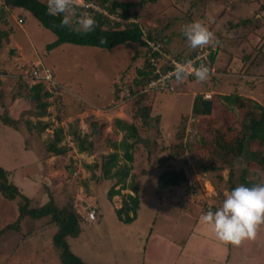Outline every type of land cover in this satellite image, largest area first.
Masks as SVG:
<instances>
[{"label": "rangeland", "instance_id": "rangeland-1", "mask_svg": "<svg viewBox=\"0 0 264 264\" xmlns=\"http://www.w3.org/2000/svg\"><path fill=\"white\" fill-rule=\"evenodd\" d=\"M119 1L133 2L131 9L138 16L132 14L133 21L138 19L139 25L168 38L172 53L181 51L185 55L196 49L189 47L183 35L184 26L197 20L204 23L202 16L209 11V21L204 24L210 30L216 26L213 33L220 42L218 55L223 43L228 49L224 51L222 65L232 56L237 57L236 75L224 76L226 81L232 84L246 79L247 86L243 88L252 89L255 79L249 80L244 74H248L253 62L264 64V16L261 15L264 10L260 8L263 0ZM247 18L250 21L243 23ZM6 21L0 19V29L6 32L0 37V115L8 114L13 121L17 120V125H9L12 133L6 127L0 128V165L13 168L20 164L22 172L31 171L34 175L30 177L31 184L20 181L17 173H13L22 193L33 197L31 206L48 201L50 192L59 206L73 201L83 221L81 233L76 238L70 237L69 244L86 264L203 262L207 251V246L202 248L203 235L196 234L192 244L185 247L184 243L191 238L196 215L209 209L215 211L225 193L232 190L230 170L235 169L234 183L239 182L243 171H246L245 186L264 183V169L248 152L258 151L256 144L247 146L230 164L221 154L220 144L232 134L223 130L228 132L237 123L240 133L248 132L242 107L226 104L219 96L213 100L212 115H195L191 109L192 97L203 94L206 99H212L214 94L207 93L206 84L203 89L194 88L192 94L180 86L190 80L178 83L173 93H132L131 89L137 88L134 78L138 68L146 60L145 48L139 43L108 49L63 43L49 50L47 44L56 35L43 27L33 14L13 9ZM230 50L238 54L231 56ZM217 56L213 62L216 73L211 76L212 83L218 72ZM39 62L54 69V81L60 85L53 87L43 82L42 90L52 94L47 113L42 117L38 116L37 101L25 88L30 83L24 76ZM253 93L264 97L256 90ZM138 100L150 107L152 117H159V124L151 121L143 125L137 114ZM39 119L49 123L41 132L35 126ZM132 125L139 128L140 142L134 148H125L121 141L132 143L135 139ZM60 127L64 134L60 144L66 147V152L54 155L47 151V143ZM100 130L101 139L97 138ZM78 134L96 138L95 147L83 151ZM127 149L133 152L131 160L124 155ZM104 154H112L118 162L112 168L116 175L111 179L101 177ZM208 163L224 164L225 168L204 170L203 166ZM167 167L184 168V183L159 188L157 179ZM131 181L139 185L142 208L140 217L134 218L136 223L128 226L131 222L121 219L117 210L122 207L125 195L134 194ZM111 188L120 191L112 198L108 194ZM18 215L17 201L0 193V264H63L53 243L57 225L50 218L30 217L16 224ZM11 224L18 228H7ZM212 247L214 243L209 253H215Z\"/></svg>", "mask_w": 264, "mask_h": 264}, {"label": "trees", "instance_id": "trees-1", "mask_svg": "<svg viewBox=\"0 0 264 264\" xmlns=\"http://www.w3.org/2000/svg\"><path fill=\"white\" fill-rule=\"evenodd\" d=\"M94 1L100 3L110 12H117V10L120 8L123 9L124 11L119 14L124 19H127L132 14H135L137 16L136 11H133V9H131L134 6V3L131 1ZM6 7H9V9L6 10ZM16 8H20L33 14L43 27L50 29L55 33L56 38L52 42L47 44V49L49 50L63 43L96 46L106 49L121 44L124 46H129L132 43H139L144 46V48H146V42L142 39L141 27L136 23H123L121 21L112 22L104 14L96 13L95 15H93V17L95 18L97 25L93 31L75 32L67 27L61 28L59 26L61 18L48 14L47 2L45 0H3V5L0 7V12H2L3 14L0 15V19H3L4 22H7L6 16L10 14L11 10ZM260 8L261 10H264V0ZM249 21L250 19L247 18L244 19L243 23H247ZM5 34L6 32L0 29V37L2 38L3 36H5ZM149 37L152 39L163 38V36L156 35L155 33H153V31H149ZM165 50L167 52H171L168 49V41H165ZM173 54L180 60H186L191 56L189 52L187 53V55H185L184 52L181 51H174ZM145 57L146 60L144 65L138 68V73L134 78V86H137V88L131 89L132 93L134 94H136V92L140 90V88L153 76L150 64L148 63L146 50ZM212 59L214 61L215 57L212 56ZM190 79L193 78L191 77L189 78V80ZM25 86V88L28 89L31 93L32 97L37 101V105L40 110L38 116H44L47 113V108L49 106V99L52 94L51 91L42 90L43 86L39 83L33 85L32 87H30L28 84H26ZM139 95H144V93ZM219 96L229 105L236 106L238 108L242 107V109L244 110V119L248 121V123L245 124L248 132L244 131V133H240L239 125L237 123H234V129H227L228 132L223 130L225 128H221V130L226 133H229V131L232 133L229 137V140L224 142V137L222 138L224 144H220V150L223 158H225L229 163L230 160L232 161L235 157L241 155L245 148H248L250 144H256L258 146L256 150L258 151L251 150L248 152L254 157L256 163L264 169V106L251 98L243 97L238 94H218V96L217 94H215L211 96V98L213 97L212 99H206L203 94H197L193 101V113L195 115H200L201 117L212 115V113L214 112L213 100H216ZM137 105L139 107L137 109V114L140 116L144 126H147L151 121H155L159 124V117H152L151 109L149 106L141 105V102L139 100L137 101ZM0 118L1 121L6 125H12L14 127H16L17 125V120L13 121L8 114L0 115ZM47 124H49L47 121L39 119V121L36 122L35 126L36 129L41 132L42 127H46ZM132 131L133 136L135 137L132 143H129L127 140L121 141V145H123L125 148H134L140 142L139 128L136 125H132ZM98 133L99 136L97 138L101 139V130ZM63 135V129L61 127L56 129L54 137L48 141L49 143H47L48 152L54 155H62L66 152V147L60 144L63 139ZM217 136L218 138H220V133L218 131ZM77 138L83 151L87 149L92 150L93 147H95L94 140H96V138L93 140L90 139L88 135L81 136L80 134H78ZM116 146L117 144H115V147ZM132 153V151L130 152V150L128 151L127 149L124 155L131 160L133 158ZM114 157L115 156H112V154L102 155V162L100 164L102 178L111 179L116 175V172L112 171V168L118 164L117 160ZM161 165L158 164V166ZM224 168V164L219 163H208L203 166L204 170L213 171L222 170ZM234 170V168L230 170L232 177L231 180L233 181L231 187L232 189L239 184L247 183L246 171H243L240 180L238 179L239 182L234 183ZM127 175L128 170L126 172V176ZM185 180L186 172L184 168L177 169L167 167L160 173L157 179V184L159 188L179 186L184 183ZM130 186L134 194L128 193L127 195H125L126 197L123 198L122 207L117 210L118 215L125 222H132V220H135L134 218L137 217L138 209L140 208L139 185L138 183H134V181H131ZM19 188V185L14 181L12 177H10L8 170L0 165V193L9 200L17 201L19 215L16 224H18V222L21 221L24 217H30L36 220L50 218V221L54 222L58 227L56 233L53 236V243L54 246L59 250V257L61 262L63 264H86L79 255L73 252L69 244L70 237L76 238L81 233L83 221V217L77 211L73 201L65 206H59L53 196V193L50 192L48 193V201L41 205L31 206V199L33 197L25 195ZM119 192L120 191L118 189L116 190L111 188L108 194L109 197L112 198L113 195L118 194ZM130 213L132 214V216H130ZM124 215H126V217H124ZM12 226L18 228V225L13 224L8 225L7 228H11Z\"/></svg>", "mask_w": 264, "mask_h": 264}, {"label": "clouds", "instance_id": "clouds-1", "mask_svg": "<svg viewBox=\"0 0 264 264\" xmlns=\"http://www.w3.org/2000/svg\"><path fill=\"white\" fill-rule=\"evenodd\" d=\"M80 5L81 0H47V11L49 15L61 18V28L91 32L97 22L90 13L78 12ZM183 35L194 50L216 47L220 43L208 26L199 20L186 24ZM213 74L214 70L206 63L201 62L197 67L192 60L179 64L174 73L177 83L194 75L200 84L208 83ZM200 222L209 226L216 239L224 244L238 247L246 240H255L264 226V183L250 187L240 184L226 192L221 206L215 211L209 209L200 217Z\"/></svg>", "mask_w": 264, "mask_h": 264}, {"label": "crops", "instance_id": "crops-1", "mask_svg": "<svg viewBox=\"0 0 264 264\" xmlns=\"http://www.w3.org/2000/svg\"><path fill=\"white\" fill-rule=\"evenodd\" d=\"M19 10H22L20 8H16ZM24 14H27L29 12L22 10ZM209 11H207L206 14H204L202 16V19L205 21H209ZM148 29V28H147ZM211 31L214 32L216 29V26L213 25L211 26ZM214 29V30H213ZM149 30V29H148ZM166 39V38H164ZM224 39V38H223ZM166 41H168V38L166 39ZM169 42V41H168ZM222 43V42H221ZM169 44V43H168ZM220 47V44H219ZM264 50V49H263ZM228 52V49L224 46V43L222 45L221 51L219 53V55L217 56L216 59V66L218 68V72L216 74V78H214V82H210L209 83H204L208 86L207 93L211 94L212 93L215 94H219V95H226V94H231V92L233 93H237L238 95L241 96H246V97H250L251 99L259 102L260 104H262L264 106V97L260 98L258 96H256L253 91L256 90L257 92H259L260 94H264V87L263 88H258L261 86H264V82L260 81V80H264V64L261 65V63H255L253 62L252 66H250L249 70H247L248 74H244L246 77L248 76L249 80L250 78L255 79L252 89H248L246 90L245 88H243L244 86H247L245 83L244 79L243 81H234L232 84L229 83V81L227 82L225 77L226 75H231V76H235L236 74V68H235V63L237 61V57L232 56L233 53H235V50H230L229 54L232 56L229 59V62H227V64H225L224 66L223 61H224V57L226 56L225 52ZM237 52V51H236ZM236 55L238 54L235 53ZM228 55V54H227ZM244 65V63H242ZM242 68V67H241ZM248 68V67H247ZM246 69V68H245ZM263 72V73H262ZM258 74V75H257ZM196 79V78H193ZM228 80H231L233 78H227ZM259 79V81H258ZM189 80V79H186ZM190 79L189 82L184 81V84H179L180 86H184L185 88H188L191 92V94L194 91V88H199V89H203V84L198 85L196 80H192ZM252 80V79H251ZM260 82V83H258ZM179 87V86H178ZM206 87V86H205ZM248 88V87H247ZM195 95V92H194ZM195 96L192 97V103H191V109L193 106V101H194ZM224 101L226 104L227 102L225 100ZM1 105H0V110H1ZM6 127L8 129H6L7 131L11 132L13 131L12 128L9 127V125L4 124L1 121L0 118V128L3 130ZM5 130V129H4ZM25 147V145H24ZM24 150H26V148H24ZM28 151V150H26ZM20 167V164H16L15 166H13V168H6L9 172L10 177H12L14 179V181L19 185V183L15 180L14 176V172L17 173V177L21 180H27L29 181V183H32V179H30L31 176H34L31 171H24L22 172V167ZM21 185H19L20 187ZM142 205L138 210V214L137 217H140V211H141ZM203 214H197L196 218H195V223L196 226L192 231L191 234V238H189L188 242L184 243V247L185 245H189L192 244V240L194 239L193 236H196V234L200 233L201 235H203V237L205 238V244H202V248L204 246H207V251L205 253L206 259L203 262H193V264H264V226L261 227L257 237L255 240H246L244 241L240 246H232L230 244H224L220 241H218L212 231V229L207 226L204 225L200 222V217ZM136 217V219H137ZM136 223V220H134V222H131V224H127L128 226H132ZM214 243V247L215 248L214 251L215 253H209V250L211 248V244ZM183 248V247H182ZM187 250V249H186ZM183 253H187L186 251H184ZM187 264H190V262H187Z\"/></svg>", "mask_w": 264, "mask_h": 264}, {"label": "built area", "instance_id": "built-area-1", "mask_svg": "<svg viewBox=\"0 0 264 264\" xmlns=\"http://www.w3.org/2000/svg\"><path fill=\"white\" fill-rule=\"evenodd\" d=\"M47 2V0H45ZM78 12H88L92 16L96 13L104 14L112 22L121 21L123 23H136L139 21H133V16H129L127 19H124L120 16L119 9L117 12H110L100 3L94 0H81V5L78 9ZM132 18V19H130ZM137 18V17H136ZM142 30V39L146 42L147 59L150 64L151 71L153 76L138 90L137 94H151V93H173L176 92L178 83L175 79V70L176 67L187 61H194V66H199L201 62L206 63L211 69L216 73V67L213 64L212 56L216 57L218 55V45L216 47L207 46L205 48H197L194 53L191 54L190 58L186 60L178 59L173 53L167 52L165 50V41L166 39H152L149 37V30L146 27L141 26ZM25 79H29L30 87L36 84H41L43 82L50 84L53 87H60L58 83H55L54 71L51 67L47 66L43 62H39L31 69L27 70L24 74ZM194 78L195 76H188L186 79ZM184 79V80H186ZM209 95V94H206ZM195 120H191L194 122Z\"/></svg>", "mask_w": 264, "mask_h": 264}]
</instances>
